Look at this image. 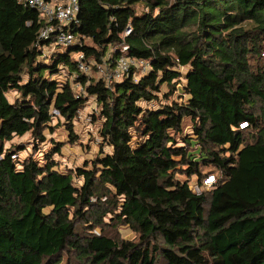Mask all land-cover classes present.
I'll use <instances>...</instances> for the list:
<instances>
[{
	"label": "trees",
	"instance_id": "16d2710c",
	"mask_svg": "<svg viewBox=\"0 0 264 264\" xmlns=\"http://www.w3.org/2000/svg\"><path fill=\"white\" fill-rule=\"evenodd\" d=\"M79 8L71 31L80 43L47 56L55 32L40 38V12L0 0V264H59L65 253L76 264H264V0ZM123 43L146 72L132 67L108 86L93 64L80 69V54L115 67ZM89 98L102 119L95 159L63 172L60 142L43 159L7 145L28 133L45 142L55 117L75 139ZM207 168L215 183L194 191ZM108 216L135 239L94 232Z\"/></svg>",
	"mask_w": 264,
	"mask_h": 264
},
{
	"label": "rangeland",
	"instance_id": "374dc122",
	"mask_svg": "<svg viewBox=\"0 0 264 264\" xmlns=\"http://www.w3.org/2000/svg\"><path fill=\"white\" fill-rule=\"evenodd\" d=\"M138 12H142V7H138ZM88 44H91L90 41H87ZM61 49L65 48L64 46L61 47ZM56 49H54V46L47 47L43 49V52L45 55H52ZM45 61H49V57H45ZM78 58V57H77ZM106 59V58H105ZM95 62V61H94ZM94 67L97 68V75L99 76L101 73L99 72V63H93ZM104 65V64H103ZM105 66V65H104ZM145 65H138V75L143 74ZM184 71V70H183ZM67 76L66 71H61L57 76L56 79L59 80H65ZM101 76V75H100ZM27 77H25L26 79ZM182 82H185L184 79ZM178 89L181 87V84H179ZM75 91L80 92L82 91V87L79 85H74ZM163 91L166 90L165 87H163ZM181 91L175 93V99L179 97V94ZM10 100H13L14 93H11L8 95ZM159 104L158 102L154 105ZM186 125L184 128V134H190L193 135L191 125L188 123L189 121H186ZM66 121L64 118H57L55 117L53 119V122L51 123V127L44 130V135L46 137L45 142H40L36 140L31 133L26 134L23 137H17L12 142H9L7 145H11L12 143L15 145L21 146V148H25L21 150L20 157L25 158L29 156L30 154H34L36 151H38V154L35 155L38 159H43L45 154H47L50 149L53 147V142L57 141L62 143V152L60 155H55V160L58 163L57 168L60 171H67L68 169H74L76 167L82 166L86 161L95 159L99 153L101 152V138L98 134V129L100 123H102V119H100V108L97 105L94 98H89L88 102L82 108V110L79 112L77 118L74 120V135L75 139L71 140L70 132L68 131V127L65 124ZM180 140V139H179ZM74 141V142H73ZM182 145V143L178 144ZM105 152L109 151V148L104 147L103 149ZM211 171L212 169H205L204 172H208V176H216V172L213 174ZM207 176V177H208ZM179 177V175H178ZM181 179H186L185 175L180 176ZM216 179V178H215ZM191 188L196 191L200 192L201 189L204 190H210L212 186L199 188L198 183L195 178H192L190 181ZM105 222L107 223L108 227L104 228H95L94 232H102L105 231L106 233L125 240H133L135 239L136 235L132 232V230L129 227L126 226H120L119 228H115L113 225H111L110 216L105 218ZM59 264H76L74 258L71 256V254L65 253L64 256H62V261H60Z\"/></svg>",
	"mask_w": 264,
	"mask_h": 264
},
{
	"label": "built area",
	"instance_id": "2783aa9c",
	"mask_svg": "<svg viewBox=\"0 0 264 264\" xmlns=\"http://www.w3.org/2000/svg\"><path fill=\"white\" fill-rule=\"evenodd\" d=\"M25 5L36 9L40 12L41 17H43L48 23L41 31L40 38L50 39L51 35L55 32V43L52 45L54 49L56 46L61 47H73L80 43V39L71 31V27L74 23L78 24V13H79V0H65V1H54L48 2L46 0H21ZM54 22H57L56 24ZM132 29L128 27L125 31V35H129ZM122 51V56L117 59L116 66L112 67L111 58H106L100 63V75L106 81L108 86L113 80H120L126 73H128L132 67L138 66V61L128 57L129 46L126 44L120 45ZM117 49V48H116ZM114 49V51L116 50ZM112 57V56H111ZM80 62V69L86 73L90 72V66L93 63V59H90V65L87 60H84V55L80 54L77 58ZM105 66H104V65ZM145 65V64H143ZM148 66L144 67V72H146ZM57 111H55L56 113ZM247 123H243L242 127H245ZM216 179L214 176H208L205 179V187L212 186ZM199 187V186H198ZM200 188V187H199Z\"/></svg>",
	"mask_w": 264,
	"mask_h": 264
}]
</instances>
